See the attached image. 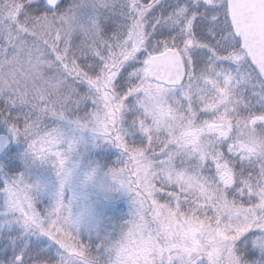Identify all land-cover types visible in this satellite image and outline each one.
<instances>
[{"label":"snow or ice","instance_id":"obj_1","mask_svg":"<svg viewBox=\"0 0 264 264\" xmlns=\"http://www.w3.org/2000/svg\"><path fill=\"white\" fill-rule=\"evenodd\" d=\"M45 118L122 150L132 218L93 255L16 175L0 264H264V0H0V122Z\"/></svg>","mask_w":264,"mask_h":264},{"label":"rangeland","instance_id":"obj_2","mask_svg":"<svg viewBox=\"0 0 264 264\" xmlns=\"http://www.w3.org/2000/svg\"><path fill=\"white\" fill-rule=\"evenodd\" d=\"M56 132H60L62 137L55 135ZM38 138L37 141H27L23 135L16 136L14 141L11 138L9 148L13 147L12 152L6 155L8 148L0 157L3 167L0 187H3L5 179L18 175L21 201L32 200L41 212L52 206L49 191L56 187L55 168L63 163L64 155L71 152L73 159H80L81 167L96 164L101 173L116 167L122 159V150L112 142L76 124H58L49 134ZM71 139L80 140L77 148L71 147ZM109 153L113 154L111 168L104 167L98 159V155L101 157ZM42 155L46 159L42 160ZM85 199L91 212L77 235L91 252H102L109 243L121 237L126 228L125 222L132 218L131 194L120 189L116 181L105 175L102 181L86 192ZM14 230L21 231L20 228Z\"/></svg>","mask_w":264,"mask_h":264},{"label":"clouds","instance_id":"obj_3","mask_svg":"<svg viewBox=\"0 0 264 264\" xmlns=\"http://www.w3.org/2000/svg\"><path fill=\"white\" fill-rule=\"evenodd\" d=\"M55 135L62 137L60 132H56ZM79 144V139L70 140L72 148H77ZM41 159L44 160L46 157L42 155ZM109 170L101 173L96 164L81 167L80 159H73L71 152L63 156V163L55 168L56 187L49 191V195L52 206L60 205L58 219L66 232L78 236V231L91 212L90 205L85 199L86 192L102 181L105 175L113 180Z\"/></svg>","mask_w":264,"mask_h":264},{"label":"trees","instance_id":"obj_4","mask_svg":"<svg viewBox=\"0 0 264 264\" xmlns=\"http://www.w3.org/2000/svg\"><path fill=\"white\" fill-rule=\"evenodd\" d=\"M56 128L58 127V124L55 123V121H52L48 118H45V121L43 124L40 125L39 131L36 132L35 134H30L29 137H26L27 141H37L39 138L38 137H42L45 136L46 134H49L50 131L52 130V128ZM7 134L9 133L10 137L13 139V141L16 139L13 138L12 133L10 132V128L8 126H6L3 122H0V134ZM12 146L8 149V151L5 153L6 155H9L12 152ZM104 156L99 157L98 155V159L101 160L100 162H102V165L107 166V167H113L112 162V155L113 154H103ZM3 157V156H2ZM33 239V238H31ZM54 259V257H53Z\"/></svg>","mask_w":264,"mask_h":264},{"label":"water","instance_id":"obj_5","mask_svg":"<svg viewBox=\"0 0 264 264\" xmlns=\"http://www.w3.org/2000/svg\"><path fill=\"white\" fill-rule=\"evenodd\" d=\"M11 140L8 135L0 134V157L9 148ZM3 171V167L0 163V173Z\"/></svg>","mask_w":264,"mask_h":264}]
</instances>
